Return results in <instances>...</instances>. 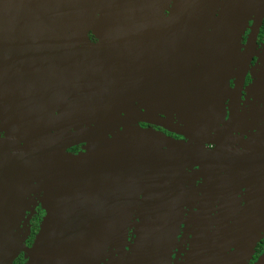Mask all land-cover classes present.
Wrapping results in <instances>:
<instances>
[{
    "label": "water",
    "instance_id": "obj_1",
    "mask_svg": "<svg viewBox=\"0 0 264 264\" xmlns=\"http://www.w3.org/2000/svg\"><path fill=\"white\" fill-rule=\"evenodd\" d=\"M169 1L0 0V264H12L22 252L26 264H167L179 216L174 199L180 197L184 155L193 148L134 125L154 121L194 145L222 139L230 127L224 123L213 132L209 122L220 117L216 104L226 96L215 80L211 92L184 94L186 104H178V93L135 88L134 25L120 24L117 7L126 15L136 5ZM191 1L177 0L175 6ZM218 5L223 22L241 21L236 8H246L253 20L252 47L264 0ZM90 30L99 43L90 42ZM169 30L164 24L154 37L161 40L148 46L157 49ZM60 85L68 88L70 109L78 103L79 115L89 114V120L68 125L77 130L69 135L62 124L45 119L61 99ZM171 98L177 122L157 113ZM78 144H87L86 151L67 152ZM149 156L155 157L154 169ZM39 204L46 216L29 248L25 216ZM134 210L140 222L127 251L122 217ZM197 224L196 246L204 221ZM255 264H264V254Z\"/></svg>",
    "mask_w": 264,
    "mask_h": 264
},
{
    "label": "flooded vegetation",
    "instance_id": "obj_2",
    "mask_svg": "<svg viewBox=\"0 0 264 264\" xmlns=\"http://www.w3.org/2000/svg\"><path fill=\"white\" fill-rule=\"evenodd\" d=\"M218 1L222 0H193L191 5L182 7L175 6L177 0L160 7L136 5L128 11L130 18L128 12L123 14L124 8L117 7L120 14L114 15L120 24L131 28L134 25L131 59L132 68L139 73L135 76L136 89L178 93V104H186L181 102L186 93L213 91L214 80L218 90L226 93L223 101L216 104L221 109L220 117L209 122L213 132L221 130L224 123L230 127L224 138L214 142L190 144L183 136L154 121L138 120L134 125L193 148L184 155L187 161L180 175V197L174 199L179 216L167 264H255L264 254V17L250 47L253 20L246 8H236V18L243 21L223 22ZM151 24L155 29L150 31ZM164 24L170 28L168 38L157 49L148 46L161 40L154 37ZM88 38L93 44L100 42L92 30ZM155 49L158 53H149ZM140 58L147 61L145 66L138 64ZM164 60L168 62L162 63ZM58 88L61 99L45 119L62 124L61 131L69 135L77 130L68 129V125L89 120V114L79 115L78 103L70 109L68 88L61 85ZM233 94L238 96L237 101L233 100ZM171 99L157 113L177 122L171 112L177 106ZM137 107L147 111L143 105ZM86 146L78 144L67 152L77 155L85 152ZM154 158L148 157L152 169ZM45 216L40 204L26 213V226L30 230L27 247H32ZM122 219L128 231L129 251L136 239L140 214L134 210ZM197 221H204L198 246ZM12 264H26L25 254L20 253Z\"/></svg>",
    "mask_w": 264,
    "mask_h": 264
}]
</instances>
